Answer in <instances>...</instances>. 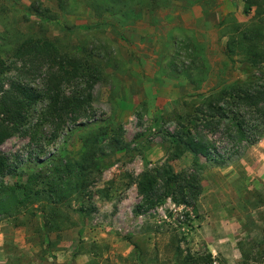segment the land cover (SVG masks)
Listing matches in <instances>:
<instances>
[{
  "label": "rangeland",
  "instance_id": "374dc122",
  "mask_svg": "<svg viewBox=\"0 0 264 264\" xmlns=\"http://www.w3.org/2000/svg\"><path fill=\"white\" fill-rule=\"evenodd\" d=\"M133 1L134 8L113 14L99 11L93 0H65L64 7L60 0H1L25 34L42 33L31 27L37 18L22 22L25 7L52 10L58 20L46 26L48 38L64 49L93 53L104 72L93 91V118L78 124L84 129L70 125L54 141L53 130L38 132L35 120L1 151L19 163L59 151L79 157L88 126L101 124L121 127L123 144L118 152L106 149L109 167L92 188V209L81 213L77 201L59 209L60 232H44L43 221L29 213L1 221L0 264H174L178 247L240 264L243 253L257 252L262 243L264 133L251 146L216 138L227 162L201 160L202 194L195 206L169 199L136 213L142 173L167 162L178 173L193 166L190 154L171 161L173 117L188 116L192 101L246 79L243 60L238 53L230 58L228 43L238 27L252 22L255 9L246 13L244 0ZM2 25L0 19V31ZM39 209L34 206L37 214Z\"/></svg>",
  "mask_w": 264,
  "mask_h": 264
},
{
  "label": "trees",
  "instance_id": "16d2710c",
  "mask_svg": "<svg viewBox=\"0 0 264 264\" xmlns=\"http://www.w3.org/2000/svg\"><path fill=\"white\" fill-rule=\"evenodd\" d=\"M81 1L82 0H78ZM98 1V2H97ZM158 3V0H147ZM64 7L65 0H60ZM133 0H93L99 11L118 14L138 5ZM246 13L255 15L248 26H240L228 43L230 58H242L243 81L214 89L187 106L186 117L175 115L174 133L169 138L174 152L171 161L193 156L189 171L175 172L168 162L147 170L137 180L142 202L136 213L155 209L167 200L176 206H195L202 194L201 160L224 165L225 157L218 149V139L240 146L257 143L264 133V0H244ZM153 5V8L155 7ZM61 6V7H62ZM1 4L0 19V222L31 214L42 220V230L60 232V208H71L73 201L82 203L81 213L92 206V188L106 164V149L116 150L122 142L123 129L112 130L103 124L88 126L82 136L83 152L79 157L63 156L59 151L45 159L39 156L26 162H13L1 147L10 139L31 129L42 132L50 128L54 141L70 125L77 129L83 120L93 118V91L104 72L98 58L79 49H64L60 41L46 35L48 24L57 22L49 8L33 4L25 7L24 24L38 28L41 35L22 32L8 17ZM44 32V33H43ZM37 118V119H35ZM34 128V127H32ZM112 132L118 136L112 135ZM44 155V152L40 153ZM39 205L38 210L34 206ZM92 209V208H91ZM257 252L243 253L240 264H264V239ZM212 253L175 252L174 264H216ZM226 264L225 261H218Z\"/></svg>",
  "mask_w": 264,
  "mask_h": 264
}]
</instances>
